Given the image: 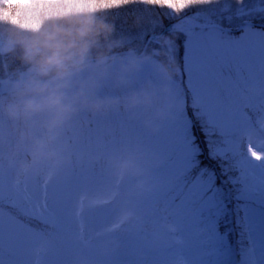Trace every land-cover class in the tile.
Masks as SVG:
<instances>
[{"label": "rangeland", "instance_id": "1", "mask_svg": "<svg viewBox=\"0 0 264 264\" xmlns=\"http://www.w3.org/2000/svg\"><path fill=\"white\" fill-rule=\"evenodd\" d=\"M45 2L44 8H114L116 5L113 0ZM121 3L116 8H158L142 0H121ZM242 5L253 6L251 0L248 3L215 0L197 5L202 15L199 22H225L231 25L226 28L235 30L240 20L236 11ZM186 17L196 16L186 15L183 20ZM156 22L162 29L161 22ZM81 28L85 32L88 27ZM169 38L156 45L153 42L157 39L151 42L154 45L148 55L152 58L148 61L142 56L149 39L133 35L130 44L141 55L119 54L105 65L84 63L86 67L79 62L72 65L64 62L69 71L51 67L44 74L22 77L25 71H18L15 63V57L23 56L22 49L15 54L12 38L0 33V72L10 76L0 78V178L6 201L12 196L24 208L41 211L46 202L55 199L64 210L58 222L68 224L64 226L78 233L75 239L55 234L54 238L62 239L53 241L46 232L43 240L28 245L24 253L30 264H168L170 259L180 262L188 258L181 244L183 236L175 210L165 203L156 207L145 189L153 185L168 162L161 146L175 144L181 134L194 130L196 124L191 117L205 124L193 106L192 86L185 67L180 77L171 70L170 65L179 57L175 55L177 44L173 39L174 49L168 51L165 42ZM27 49L29 57L34 54L32 48ZM85 55L76 59L85 60ZM153 58L168 63L167 68L152 61ZM224 74L228 75V70ZM241 74L243 80L235 95L241 104L253 103L259 110L264 86L260 82L258 59L252 60L251 72L243 69ZM231 75L235 78L236 71ZM47 81L53 84L50 86ZM24 93L27 95L20 98ZM73 104L78 106L77 110ZM187 105L191 117L186 113ZM24 127L29 129L26 137L20 133ZM91 127L104 137L93 134ZM213 139L219 143L217 138ZM238 140L241 145L246 144L244 133L239 134ZM262 142L261 138H254L257 147ZM6 143L9 144L5 149ZM226 158L228 155L217 160L222 166H231L232 170L227 171L235 175L236 158L229 163ZM145 170L151 174L149 181ZM91 199L98 202L111 199L102 204L111 206L109 216L105 210L81 206ZM71 212L73 216L79 213V219L71 221ZM226 219L235 221L236 216ZM40 227L45 232V226ZM226 228H230L228 223L222 224L221 231ZM230 239L234 244L239 239L237 228Z\"/></svg>", "mask_w": 264, "mask_h": 264}, {"label": "snow or ice", "instance_id": "2", "mask_svg": "<svg viewBox=\"0 0 264 264\" xmlns=\"http://www.w3.org/2000/svg\"><path fill=\"white\" fill-rule=\"evenodd\" d=\"M113 2L119 5L120 0ZM142 2L180 13L215 0ZM251 3L252 7L242 5L237 9L240 23L235 30L201 23L199 16L186 17L164 29L183 38L184 67L192 86L193 106L205 120L201 129L203 146L193 132L191 136L181 134L175 144L161 146L168 162L149 190L153 204L163 201L175 210L188 256L182 264H264V142L259 147L254 143L257 137L264 140V87L259 110L256 104H241L235 95L243 80L241 72H251L253 59L260 63V82L264 86V0ZM165 43L171 53L173 42ZM224 70L229 74L225 75ZM240 133H244L245 145L238 140ZM229 154L236 158V174L229 176L220 169L223 179H218L216 160ZM7 199L6 204L0 178V264H30L24 259L28 245L46 235L36 225L55 226L64 210L55 199L46 202L41 211L24 208L12 196ZM232 215L236 216L235 228L221 231L222 224L229 222L226 218ZM236 228L239 239L234 244L230 237Z\"/></svg>", "mask_w": 264, "mask_h": 264}, {"label": "trees", "instance_id": "3", "mask_svg": "<svg viewBox=\"0 0 264 264\" xmlns=\"http://www.w3.org/2000/svg\"><path fill=\"white\" fill-rule=\"evenodd\" d=\"M45 1L46 0H0V33L3 36L8 35L12 38L13 41H10L15 45V54H19V49H22L23 56L27 55L26 60L23 59V56L15 57L18 71L45 69L51 64H54V68L61 67L69 71V68L66 67L64 62L69 63L68 65L75 64L73 59L85 54H87L84 57L85 59L99 58L106 55L96 53L99 51L103 53L109 52L108 54L118 53L124 55L122 52L137 50L133 44H130L131 41L129 38H132L133 35L144 36L145 39L148 40L153 34L161 33L162 36L156 38L157 42H153L155 45L163 40H167L169 37V39H173L175 43L180 40L179 43H176L178 48L175 46V55L180 59L178 58L172 66L169 64L171 70L176 71L174 74L180 77L184 66L183 38L176 35L174 31L170 30L165 32L164 29L168 28L169 24H174L183 20L186 15L202 17L199 10L200 6H198L199 8H188L183 12L176 13L172 9L161 7L154 9L116 8L117 4L113 6L114 8H44ZM119 4H122L121 0ZM65 11L66 13H64ZM158 20L162 24V29L159 23L156 22ZM237 22L239 24L240 20ZM215 23L221 24L222 26H231L220 21H215ZM82 25L90 28V30L86 28L84 32L81 28ZM234 34L236 35V33ZM25 42H27V45ZM149 44L147 46L148 49L146 48V53L142 56L147 59L146 61L152 58V56L148 55V52L149 48L154 44L151 42ZM28 47L34 50V54H31L30 57L27 51ZM123 55L121 56L123 57ZM118 57L120 58V56ZM160 57L162 56L160 55ZM113 58L103 62L102 65L117 59L115 57ZM154 58L152 61L160 62L162 66L167 68L166 65H168V63H165L163 60H155ZM9 59L12 60L13 57ZM37 60H40V62H37ZM57 61L59 62L56 63ZM86 66L87 65H83V67ZM1 77L10 78V76H3L0 72V78ZM175 81L176 80H172V82ZM184 90H186V85H184ZM26 95L27 94L24 93L20 98ZM187 101L189 103V98ZM186 113L188 115L191 113L188 109V105L186 107ZM191 121L195 124L192 117ZM198 123L196 126H199L198 128H200L201 131L203 125L199 121ZM194 130H197L195 126ZM28 131L29 129L24 127L20 133L23 137H26ZM198 142H200L201 145L203 144L201 140H198ZM8 144L9 143L4 144L5 149ZM234 160L235 158L231 154L225 159L228 163ZM219 164L222 166L220 162ZM139 171L144 172V170H137V173ZM145 176L149 181L151 177L150 172L145 170ZM232 216L227 218H231ZM228 226H230V228H235V221H229ZM48 230L51 229L49 226H46L45 233ZM181 244L184 245L186 249L183 240ZM180 262L182 263L181 260Z\"/></svg>", "mask_w": 264, "mask_h": 264}, {"label": "bare ground", "instance_id": "4", "mask_svg": "<svg viewBox=\"0 0 264 264\" xmlns=\"http://www.w3.org/2000/svg\"><path fill=\"white\" fill-rule=\"evenodd\" d=\"M219 26H221V27H223L224 29H225V31H227V29L228 28H226L225 26H222V25H220V24H218ZM233 33H235V31H233ZM114 54H116V55H114ZM114 54H106V55H103V56H101V57H99V58H86L85 60V62H81V65H84V63H91V62H96V63H98V64H102L103 62H105V61H107V60H109L110 58H112V57H114V56H117V55H119L118 53H114ZM112 55V56H111ZM107 56H111V57H109V58H105V59H103L104 57H107ZM74 60H79V59H73V61ZM79 61H84V60H79ZM75 62V61H74ZM28 71H36V72H34L33 74H42V71L41 70H37V69H29V70H26L24 73H26V72H28ZM23 73V74H24ZM31 75V74H30ZM48 85H52L51 84V82L50 81H47L46 82ZM27 92V91H26ZM73 108L75 109V110H77L78 109V106L76 105V104H73ZM81 112H78L77 114H80ZM194 123L195 124H197L198 123V121H196L195 119H194ZM199 124V123H198ZM199 127V126H198ZM197 126H196V129L197 130H192V131H189L188 133H187V135L188 136H191V134H192V132L193 133H195V135H196V137H197V139L198 140H201L202 142H203V135L201 134V131H200V128H198ZM92 128V133L93 134H95L96 136H98V137H100V138H103L104 136H103V134L99 131V130H97L95 127H91ZM201 146H203V144L201 145ZM144 150V149H143ZM135 151V149H133L132 151H130V152H134ZM207 162V161H206ZM216 164L217 165H219V168L217 169V177H218V179H223V177L222 176H220V169H224L226 172H227V174L229 175V176H233L232 174H231V172H228L227 170H232V167L231 166H220V164H219V162L216 160ZM210 166H213L214 167V165H210ZM219 181V180H218ZM217 181V182H218ZM140 184H141V182H140ZM152 187V186H151ZM151 187H147V188H145L147 191H148V193H149V190H150V188ZM113 199V198H112ZM111 199H106V200H102V201H100V202H98V200L97 199H91V200H89V202L88 203H82L81 204V206H84V207H92V208H95V209H97V210H100V211H102V210H105L106 212H107V215L109 216V208L111 207L110 205H102L103 203H106V202H108V201H110ZM5 203L7 204V201L5 200ZM162 205H164V202L163 201H160L159 203H156V207H161ZM232 206L230 205V208H231ZM81 208V207H80ZM45 214H47V213H45ZM71 221H76V220H78L79 219V213H78V215H76V216H73V214H72V212H71ZM105 216V215H104ZM106 217V216H105ZM120 217H124V216H120ZM127 217H129V215L127 216ZM126 217V218H127ZM83 219H85L84 217H83ZM103 219L101 218V219H99V221H97V222H100V221H102ZM93 223H95V220H94V218H93ZM64 225H68V224H63V223H59V222H57V224L55 225V226H49L50 227V229L51 230H48L47 231V233L49 234V236H50V238L54 241V240H56V239H58V240H61L62 239V237H55L54 238V235H55V233L56 234H58V235H61V236H68V237H70L71 239H75V236L74 235H76V234H78V233H76L75 231H71V228H67L66 226H64ZM69 226V225H68ZM70 226H72V225H70ZM39 228H40V225H39ZM170 261L171 262H168V264H182L181 262H178V260L177 259H170ZM152 264H154V263H152Z\"/></svg>", "mask_w": 264, "mask_h": 264}, {"label": "water", "instance_id": "5", "mask_svg": "<svg viewBox=\"0 0 264 264\" xmlns=\"http://www.w3.org/2000/svg\"><path fill=\"white\" fill-rule=\"evenodd\" d=\"M218 25V24H217ZM158 37H160V35H157V36H155V37H153V38H150V40L148 41V43L151 41V40H153V39H155V38H158ZM124 54H127V53H135V52H133V51H126V52H123ZM114 55H116V54H114ZM112 56V55H111ZM111 56H107V57H104L103 59H105V58H109V57H111ZM75 62H79V63H81V62H85L86 60H84V61H79V60H74ZM34 72H36V71H28V72H26V73H24V74H22V77H28L30 74H33ZM45 71H42V73H44Z\"/></svg>", "mask_w": 264, "mask_h": 264}]
</instances>
